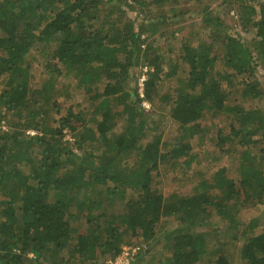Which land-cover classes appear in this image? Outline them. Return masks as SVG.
Returning a JSON list of instances; mask_svg holds the SVG:
<instances>
[{
  "label": "trees",
  "instance_id": "16d2710c",
  "mask_svg": "<svg viewBox=\"0 0 264 264\" xmlns=\"http://www.w3.org/2000/svg\"><path fill=\"white\" fill-rule=\"evenodd\" d=\"M185 1L194 2L205 33L182 38L184 53L173 50L164 59V45L148 42L159 31L157 21L136 27L129 17L113 16L130 5L126 0H0V264H101L98 259L118 254L126 239L151 242L162 217L177 222L164 234L163 264H199L204 256L210 262L211 254L215 264H228L219 235L213 234L218 244L209 250L208 234L199 228L218 216L235 229L238 203L264 202V110L227 103L233 92L242 103L264 95L256 77L258 66L264 70V0H223L236 5L242 27L255 28L253 48L229 32L204 0ZM35 54L51 60L41 84L32 82L27 59ZM184 64L188 75L173 90L159 85L163 66L176 75ZM139 67L138 77L147 76L144 97L126 88ZM67 76L84 91L78 110L61 98L69 96L59 79ZM154 91L178 124L174 146L143 115L141 102ZM207 112L232 116L233 136H218V145L237 137L245 146L239 178L221 168L188 196L166 198L152 172L161 162L190 165V139ZM27 129L36 133L29 136ZM76 218L86 229L72 225ZM256 226L253 219L242 234ZM143 257L140 251L135 259ZM238 257L241 264H264V224L240 244Z\"/></svg>",
  "mask_w": 264,
  "mask_h": 264
},
{
  "label": "rangeland",
  "instance_id": "374dc122",
  "mask_svg": "<svg viewBox=\"0 0 264 264\" xmlns=\"http://www.w3.org/2000/svg\"><path fill=\"white\" fill-rule=\"evenodd\" d=\"M142 1V6L134 5H121L122 9L116 11L113 16H122L125 20L129 17L134 21L137 27L141 21L147 23L150 19L159 23V31L148 39V42L154 44V46H162L166 50L164 59L169 57V52L175 50L177 54H183L181 39L188 36L189 38H195L198 32L201 34L205 33L200 30V14L193 11L195 6L193 1L179 0L177 3H165L163 6H154L149 4V0ZM230 1L229 4H225L223 0H204L202 5L208 6L210 10H213V14L219 16L223 22L229 26L228 31L240 38V40L248 46L253 48V45H257L258 37L255 33V28L246 26L242 27L239 22L236 5ZM201 5V6H202ZM203 8V6L201 7ZM190 9V10H189ZM164 16L169 18V21L164 22ZM200 34V36H201ZM39 51V50H38ZM257 52V51H255ZM32 66V73L34 77L32 82L36 84L42 83L50 75L49 69L46 68L45 64L51 62L44 56L35 54V56H28ZM60 66V64L58 65ZM257 67L256 77L262 86L264 94V70ZM163 73L166 76H160L159 85L168 84L169 88L173 90L174 82L179 79H185L188 75L189 69L184 64L181 66V73L176 75H167V67L163 66ZM140 67L134 70L133 75L130 76L129 81L126 84V88L133 92H138V74ZM147 77V76H146ZM137 78V81L135 80ZM62 86L69 87L66 93L69 96H61L62 99H66L67 104L74 107L75 110L82 108L80 104L83 101L84 91L75 86V80L72 77L67 76L66 78L60 77ZM4 79L0 77V90L3 85ZM57 83V87L60 85ZM227 94V89H225ZM170 92V91H169ZM157 91L149 93V99H143L148 107L143 108V115L145 116L146 122L150 128H155L156 132H162V140L167 141L168 144L176 145L175 138L178 132V124L172 120L167 112L168 103L159 99ZM241 98L237 92H233L231 95H227V103L233 105L237 102L245 109L259 108L264 110V95L261 99H256L248 102H240ZM88 110V109H87ZM88 112V111H87ZM233 122L232 116L222 112L215 116L211 115L210 112L204 113L202 119L199 121L200 132L195 134L191 142V149L189 154L194 157V160L190 165H184L183 163L177 164L172 167L170 164L164 162L159 163L158 169L152 172L153 183L157 185L164 197H169L172 193H177L179 196H188L192 193L193 188L197 186L202 180L210 179L218 169L225 168V173L228 177L233 180H238V162L240 156V149H244L245 146H240L238 143L239 138L233 140L227 139L218 145V136H229L230 126ZM121 129V125L118 126L117 130ZM36 133L33 129H27L26 134L33 136ZM81 133V131L79 132ZM65 139L69 142H73L71 134L65 131ZM256 138V137H254ZM259 155L260 151L258 148L253 149ZM132 161V159L130 160ZM74 211V210H73ZM236 218L238 220L237 227L231 229L228 227V223L221 220L218 216H210L206 218L209 221V225L199 228V231H205L208 234V249L211 250L213 246L218 243L213 238V234L219 235L221 244L226 249L228 257V264H241V260L238 257L240 244L245 240L247 236L252 233H258L262 229L264 224V202L256 207H243L239 203L236 209ZM253 219L256 220L257 226L252 231H246L245 235L242 232L247 228ZM74 227L79 230L86 229V225L80 218L72 219L71 221ZM177 225L174 218L162 217L157 223L156 233L154 239L146 243L142 239L138 238V241L133 242L131 239L128 243L127 239L123 246L131 244H142L144 248L142 253L144 257L142 260H134L132 264H163L166 256V249L164 248V234L171 230ZM236 236V237H234ZM122 246V247H123ZM210 262L206 261V256L202 258L199 264H215V257L213 254L210 255ZM111 256L105 258H99L98 261L101 264H105ZM212 260V261H211ZM45 264H48L47 262Z\"/></svg>",
  "mask_w": 264,
  "mask_h": 264
},
{
  "label": "built area",
  "instance_id": "2783aa9c",
  "mask_svg": "<svg viewBox=\"0 0 264 264\" xmlns=\"http://www.w3.org/2000/svg\"><path fill=\"white\" fill-rule=\"evenodd\" d=\"M128 4H131L133 0H126ZM146 71V68H144ZM146 80V74L142 73L138 77V93L140 97H144V82ZM142 106L148 107L145 102L142 100ZM4 128V127H3ZM144 245L142 244H132L123 246L120 252L114 256H111L108 260L105 261V264H132L136 256L142 251Z\"/></svg>",
  "mask_w": 264,
  "mask_h": 264
}]
</instances>
